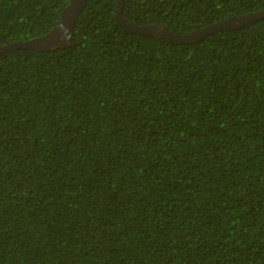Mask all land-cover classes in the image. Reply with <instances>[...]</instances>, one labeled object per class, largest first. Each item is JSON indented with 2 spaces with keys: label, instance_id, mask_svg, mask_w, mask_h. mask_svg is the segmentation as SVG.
Instances as JSON below:
<instances>
[{
  "label": "trees",
  "instance_id": "trees-1",
  "mask_svg": "<svg viewBox=\"0 0 264 264\" xmlns=\"http://www.w3.org/2000/svg\"><path fill=\"white\" fill-rule=\"evenodd\" d=\"M69 0H0V46ZM88 0L0 53V264H264V17L194 43ZM264 0H123L184 34Z\"/></svg>",
  "mask_w": 264,
  "mask_h": 264
},
{
  "label": "water",
  "instance_id": "water-1",
  "mask_svg": "<svg viewBox=\"0 0 264 264\" xmlns=\"http://www.w3.org/2000/svg\"><path fill=\"white\" fill-rule=\"evenodd\" d=\"M88 0H69L60 14V22L49 32L26 41L13 42L0 46V53L12 50L14 48H27L37 51H44L56 47H63L69 42L73 25L81 7ZM116 1L115 20L116 23L123 27L124 30L140 34L151 35L154 37L165 38L174 43H194L210 33L225 29L238 28L243 25L252 23L255 20L264 17V8L242 16H232L209 24L205 27L189 31L184 34H174L167 27L159 25H134L126 21L121 15L123 0Z\"/></svg>",
  "mask_w": 264,
  "mask_h": 264
}]
</instances>
